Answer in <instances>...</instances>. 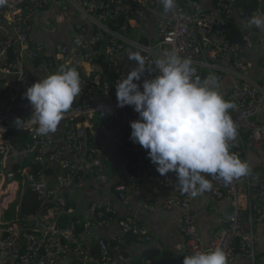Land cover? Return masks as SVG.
<instances>
[{
  "label": "built area",
  "instance_id": "built-area-1",
  "mask_svg": "<svg viewBox=\"0 0 264 264\" xmlns=\"http://www.w3.org/2000/svg\"><path fill=\"white\" fill-rule=\"evenodd\" d=\"M214 1L216 10L210 13L201 10L202 0H177L176 7L167 12L159 0H6L0 6V24L4 26L0 27V159L6 161L13 151L32 156L39 170L23 169L20 176L43 209L24 216L18 212L15 218L7 220V213L19 200L20 185L14 171L0 169V264L8 250L16 245H19L20 251L14 264H57L60 260L66 264H121L127 240L152 241V237L128 215L120 222L122 235L114 240L115 246H112L110 241L99 235L98 229L113 222V208L98 199H94L86 216L76 218L67 225L61 222L69 211L70 203L64 192L85 189L88 178L100 176L109 169L100 153L88 150L86 127L80 120L93 119L101 112H107L106 118L113 120L117 127L128 120L132 106L121 108L111 99L116 83L135 67L134 61L121 58L129 49L140 52L148 63L165 51L175 49L182 58L192 59L195 75L201 80L202 71H211L217 78L216 86L222 85L226 77H233L237 84L223 97L235 105L234 109H229V115L236 126L237 136L228 142L229 150L241 151L246 138L258 156L264 159V117H261L264 88L248 76L251 64L244 54V49L255 46V39L248 27L235 26L230 16L238 3L250 0ZM256 1L264 3V0ZM53 5L64 12L71 8L79 10L100 29V33L107 35L108 44L98 49L102 40L99 32L89 40L74 33L71 45H63L55 54L48 55L45 44L34 39L32 30L39 12ZM245 12L242 11L241 15H246ZM251 14L264 15V10L257 8ZM147 15L159 19L157 40L143 42L142 21ZM119 18L123 19L122 25L118 30H112L108 22ZM236 30L244 35L245 46L229 40ZM129 34L134 37L129 38ZM99 52L109 60L115 79L89 88L95 81L88 76L80 78V99L62 120L65 121V147L57 146L51 134L37 135V125L30 120L33 110L23 97L27 88L35 83L30 67H39L46 77L58 72L61 66L67 69L79 57L81 61L93 63ZM224 60L230 64L224 65ZM101 70L98 66L92 73ZM152 75L146 70L142 80L137 81L141 90L143 80L151 79ZM97 96L109 100L108 104H99ZM16 118L25 121L23 127L16 126ZM96 131L107 143L116 138V130L106 124ZM21 132L28 135L23 144L19 142L18 134ZM130 136L126 135L123 143L130 148L141 147L133 143ZM143 150L144 154L135 160L124 156L117 162L122 182L116 186L115 192L125 207L130 209L128 192L131 186L143 179L159 183L170 193L161 209L171 211L178 208L183 211L180 233L185 239L187 255L221 248L227 255L228 264H233L239 254L251 264H264V254L257 249L256 236L244 213V208H247L250 222L264 226V180L255 181L245 175L226 184L221 178L212 177V196L216 200L229 197L231 210L224 215L220 232L205 246L194 212L198 196L193 198L182 192L174 172L161 176L148 158L147 151ZM50 168L58 170L55 176L57 190L46 180L45 171ZM263 174L264 163L258 170V175ZM136 199L149 211H157L152 194L139 193ZM242 200L246 201V207ZM94 249L98 250L97 255L93 254Z\"/></svg>",
  "mask_w": 264,
  "mask_h": 264
},
{
  "label": "crops",
  "instance_id": "crops-1",
  "mask_svg": "<svg viewBox=\"0 0 264 264\" xmlns=\"http://www.w3.org/2000/svg\"><path fill=\"white\" fill-rule=\"evenodd\" d=\"M258 8L264 10V3L258 4ZM252 4L251 1L240 2L234 8L230 14L231 20L237 27H245L244 21L249 19L253 14L246 13L242 16L241 12L245 11L246 5ZM201 10L203 12H214L215 1L214 0H202ZM159 19L157 16L147 15L142 21V40L143 42L157 40V28ZM0 27L3 28L2 24ZM255 39V46L253 48L244 49L245 57L250 61L251 68L248 71V76L253 80L259 82L260 86L264 88V31L256 29L255 27L249 28ZM33 36L38 42H43L46 46V53L48 55L55 54L59 48L63 45H71L74 33H79L84 39L89 40L96 33H100V29L89 21L79 10L71 8L67 12L61 10L57 5H53L50 8L42 11L37 16L33 25ZM102 40L98 49L101 50L106 44H108V37L104 33H100ZM129 38L134 36L129 34ZM238 37L244 38V35L237 30L229 36L230 41H236ZM222 39H219L221 41ZM121 55L122 59H129V52ZM75 63V62H74ZM78 64V63H76ZM224 65H229L228 60L223 61ZM81 70L85 76L91 77L95 81L94 85L89 88H95L101 82H112L111 66L109 60L106 59L102 52L96 54L94 62H81ZM101 67V71L92 73L96 67ZM32 78L34 82H38L43 79L44 76L40 72L39 67H30ZM209 74H212L209 70L201 72V77L204 79ZM237 82L233 77H226L225 81L220 86H215L216 90L225 97L227 93L236 86ZM143 90V89H142ZM141 90V91H142ZM80 95L75 102H78ZM97 101L101 105L108 104L109 100L97 96ZM113 103H117L116 89L111 99ZM107 112L98 113L93 119L82 118L80 122L86 127L88 135V150L92 153H100L104 161L109 166L108 171L104 172L100 176H91L88 178V186L81 190L66 191L64 194L68 196L70 203L68 206V213L65 214L61 222L65 225L72 222V220L86 216L94 199L101 200L105 206H111L113 211L111 213L113 222L108 226L100 227L98 233L100 236L106 238L108 241H114L120 238L122 235V229L120 222L126 217L131 216L137 223V225L144 230V232L152 237L151 242H136V240L129 239L126 242L125 249L122 253L121 264H145V260H149L146 256V250L156 249L162 253L168 251L172 254L174 261L183 264L184 256L187 255L185 239L180 233V224L183 218V211L181 209H173L171 211H164L161 209L162 204L170 196V193L163 189L159 183H152L146 179L131 186L129 188L130 205L128 209L117 198L115 188L122 182V179L118 172L117 162L121 157L127 156L130 160L137 159L140 155L144 154V150L136 146L130 148L124 145L123 138L126 135H131L132 129L130 122L139 118L134 108L129 109V118L121 126H116L113 120L106 118ZM261 117H264V108L261 111ZM108 125L116 131V138L112 143H107L104 137L97 133V129L101 125ZM64 129L65 121H61L56 133L51 134L55 140V144L61 148L65 147L64 143ZM19 137L21 133L18 134ZM23 144L22 141H19ZM26 142V141H24ZM238 156L242 161L247 162L250 168L249 178L252 180H264V174L258 175V170L263 162V159L258 156L254 147L245 138L244 147L241 151H230ZM38 166L33 163V158L29 154H25L22 151H13L11 157L6 161L0 159V169L4 168L8 171H14L17 174L20 190L19 200L17 204L7 213L6 219L11 220L19 212V201L21 196L29 191L23 182L20 173L23 169L34 168ZM39 167V166H38ZM39 170V168H38ZM37 170V171H38ZM36 171V170H34ZM58 170L56 168L46 169V180L53 189L58 188L55 176ZM212 175H206L205 178L212 182ZM152 194L155 197V205L158 207L157 211H149L142 203H139L136 199L137 194ZM243 201V205L246 207V201ZM231 210V199L229 197L223 200H216L211 193V189L205 191L202 195H198L197 200L194 203V212L197 217V226L202 236V242L205 246H208L215 235L220 232L222 228V221L224 215ZM245 219L248 225L252 228L254 235L256 236L257 249L261 254H264V226L250 222V214L247 208H244ZM20 251L19 245L8 250L5 259L1 264H14L18 252ZM159 255V259L162 258ZM148 262H161L148 261ZM57 264H66L64 260L58 261ZM233 264H251L250 260L237 255Z\"/></svg>",
  "mask_w": 264,
  "mask_h": 264
},
{
  "label": "clouds",
  "instance_id": "clouds-1",
  "mask_svg": "<svg viewBox=\"0 0 264 264\" xmlns=\"http://www.w3.org/2000/svg\"><path fill=\"white\" fill-rule=\"evenodd\" d=\"M164 10L174 9L177 0H159ZM6 0H0L3 6ZM245 27L264 31V15H253ZM135 62L127 75L116 83L117 106H132L139 118L130 122V139L147 151L161 176L176 174L181 191L195 198L210 190L206 175L217 176L226 184L250 173L247 162L229 150L237 136L229 115L234 109L216 90L217 78L196 76L191 58H182L175 49L165 51L151 63L140 52H129ZM146 70L151 79L141 81ZM158 73V74H157ZM195 77V78H194ZM81 94L76 68L60 67L58 72L29 86L23 97L32 108L31 123L37 135L54 134ZM25 121L16 118L17 127ZM183 264H228L221 248L185 255Z\"/></svg>",
  "mask_w": 264,
  "mask_h": 264
},
{
  "label": "trees",
  "instance_id": "trees-1",
  "mask_svg": "<svg viewBox=\"0 0 264 264\" xmlns=\"http://www.w3.org/2000/svg\"><path fill=\"white\" fill-rule=\"evenodd\" d=\"M252 4L250 5H246L245 7V11L247 13L252 12L253 10H256L257 4L256 2H254V0H250ZM256 1V0H255ZM123 19L119 18L117 20L114 21H110L108 22V26L112 29V30H118L119 27L122 25ZM102 39V36H101ZM236 42V41H233ZM100 46V44H99ZM68 68H76V70L79 72L80 74V78L84 77L85 74L84 72L81 70V67L78 66V64L72 63L71 65H69L67 67ZM112 79H115V76L113 74V72L111 73ZM20 141H22L24 143V141L28 140V135L26 134V132H22L19 138ZM38 166H34L33 170H38ZM42 206L41 203L39 202V200L37 199V197L35 196V194H33L30 191L25 192L22 196L21 199L19 201V215L20 216H24V215H29V214H34L37 213L39 211H42ZM112 244V246H115V241H111L110 242ZM93 254H98V250L94 249L93 250ZM159 255H161V252L159 250L156 249H150V250H146V256L148 257L149 260H145V262L148 261H161L163 263H167V264H176V261L173 260L172 258V254L168 251L162 253L161 257L159 259ZM177 264H181L180 262H177Z\"/></svg>",
  "mask_w": 264,
  "mask_h": 264
},
{
  "label": "water",
  "instance_id": "water-1",
  "mask_svg": "<svg viewBox=\"0 0 264 264\" xmlns=\"http://www.w3.org/2000/svg\"><path fill=\"white\" fill-rule=\"evenodd\" d=\"M236 41L240 43L241 45H244V46L246 45V41L241 37H238ZM75 62L81 65V62H82L81 57H79Z\"/></svg>",
  "mask_w": 264,
  "mask_h": 264
},
{
  "label": "rangeland",
  "instance_id": "rangeland-1",
  "mask_svg": "<svg viewBox=\"0 0 264 264\" xmlns=\"http://www.w3.org/2000/svg\"><path fill=\"white\" fill-rule=\"evenodd\" d=\"M39 13H40V12H39ZM33 25H34V23H33ZM21 133H22V132H21ZM124 145H125V144H124ZM125 146H126V145H125ZM263 163H264V159H263V162H262V164H263ZM262 164H261V165H262ZM260 167H261V166H260ZM255 181H258V180H255Z\"/></svg>",
  "mask_w": 264,
  "mask_h": 264
}]
</instances>
